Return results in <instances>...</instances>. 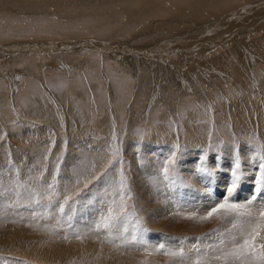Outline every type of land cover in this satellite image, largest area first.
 <instances>
[{
	"label": "rangeland",
	"instance_id": "374dc122",
	"mask_svg": "<svg viewBox=\"0 0 264 264\" xmlns=\"http://www.w3.org/2000/svg\"><path fill=\"white\" fill-rule=\"evenodd\" d=\"M263 34L264 32H261L251 40L255 41L258 38L264 40ZM249 52L253 56L251 49L248 50ZM255 54L258 56L257 51L253 57H250L251 62L255 61L259 65L262 57L259 55L257 58ZM217 55L218 53L215 57ZM193 57V64L187 68L183 65V74L189 71L201 72L196 70L201 66V62L195 55ZM246 57L232 60L233 62L238 60L241 71L246 67L243 65L244 62L249 60L248 56ZM46 62L47 65L51 63ZM9 64L1 66L0 72H3L5 77L8 75L12 77L13 71H20L18 73L20 86L14 92L7 78L0 80V83H6L2 93L6 101V111L3 113L0 110V264H191L189 259L167 255L163 249L160 251L152 249L164 245V249L169 251L183 250L185 253L194 252L195 249L205 251L218 246L222 239L229 238V233L234 230L228 219L213 217L201 220L200 217L206 215L215 204L222 202L227 195L237 159L241 165V179L231 200L246 204L255 196L254 212L258 214L259 209L264 207V189L258 190L256 185L261 157L264 156V128L256 129V126L251 124L253 121L249 120V130L245 127L240 130L237 127L240 124L239 120L227 116L234 106L230 103L232 100L230 97L236 99L235 94L240 90L237 84L228 86L225 84L224 87L215 80L217 91L212 87L204 90V87L213 85L212 81L209 82L204 77L199 80L204 95L200 92L195 100L193 94L187 95L189 102L197 101L199 106L203 104L205 108L207 105V113L213 116L212 120L209 117L211 123L205 125L206 129L203 132L205 135L201 132V129L205 128L204 120L197 113L194 114V106L187 107L190 111L186 109L187 114L180 113L181 115L179 114L176 119L173 112H169L168 106L162 105L158 106L160 109L153 110L155 113L152 112L157 117L162 116V122H166L170 117L169 123L165 125L166 129L163 130L170 131L151 134L147 130V135L140 136L134 131L138 126L132 127L133 131L128 126L131 127V119H134L132 114L156 119L153 113L149 112V108L147 110L150 114L145 110L149 103L143 107V100L138 102L139 105L132 101L119 111L122 112L119 114L121 117L118 113L114 117L112 113L115 112V108L110 100L113 95L109 93L107 108L112 110L110 109L108 114L114 119L116 128L114 133L105 138L91 130L82 132L77 126L71 127L70 131L67 126L64 130L62 127L65 126L64 123L67 125L69 114L59 106L57 97L51 96L50 89L48 92L44 89L33 93L26 92L21 88L22 83L38 80L25 75L26 65ZM233 64L224 67L225 69L221 67L222 64H218L219 68L215 67L208 71L212 74L224 73L226 76L229 75L226 72L233 67ZM258 65L254 69L260 74L259 70L261 72L264 70L261 63V68L260 65L258 68ZM42 72L41 70V76ZM46 72L47 75L59 74L55 71L54 74H49L48 70ZM65 74L66 77L70 75ZM175 75V71L170 70L161 81L171 80L176 77ZM224 75H221L220 81H223ZM251 77L248 81L254 79L252 82L256 85H260L263 81L262 78ZM232 79V76L227 77V81ZM176 90V86L170 87L169 90L173 91L170 98L173 97L175 105L179 102V100L175 101ZM230 90H233L231 96L228 95ZM207 91L209 94L205 95ZM15 93H18V96ZM46 96L52 103V106H49L55 107L53 108L55 110H51L60 116H58L59 126L41 117L45 115L42 114L39 102H44ZM15 97H20L18 100L24 101L23 105L26 103L24 107H18ZM131 97L133 98L134 95L131 94ZM92 112L99 117L97 109L93 108ZM3 114L9 115V122L2 120ZM188 115L193 116L189 118ZM163 116L168 117L162 120ZM182 116L183 119L186 117V125L182 121ZM197 118L202 119L199 121ZM119 119L121 121L125 119L126 123ZM263 120L259 116L261 123ZM189 121L193 122L192 125H189ZM170 122L174 123L173 126ZM196 123L200 124L197 126ZM191 126L199 129L200 135L192 134ZM173 154L175 155L173 168L176 175L165 180L163 167ZM201 161L213 172L211 177L197 171ZM122 198L123 203L126 204L123 211ZM61 207L64 209L63 212L60 211ZM110 213L118 216L113 222L111 232L102 226V217H107ZM189 216L195 218L189 219ZM97 225H101L100 231H95ZM125 228L127 232H124ZM121 233L129 240L132 235L137 239L125 243L117 239ZM36 245L39 248L34 250ZM72 245L78 250V255L75 254L74 257L63 259L57 254L58 257H53L56 262H51L42 256L43 250L49 249L50 246L55 247L57 252H62Z\"/></svg>",
	"mask_w": 264,
	"mask_h": 264
},
{
	"label": "bare ground",
	"instance_id": "6f19581e",
	"mask_svg": "<svg viewBox=\"0 0 264 264\" xmlns=\"http://www.w3.org/2000/svg\"><path fill=\"white\" fill-rule=\"evenodd\" d=\"M261 32H264V0H0V68L8 63L18 66L26 65L24 66L26 67L25 75H30L38 81L31 83L28 80L24 84L22 83L21 88H24L28 93L38 92L37 90L40 89L48 92L50 89L51 96H56L60 103L59 106L69 114L67 125L64 123L65 126L62 127L64 130L67 126L69 131L72 129L71 127L77 126L81 128L82 132L91 130L105 138L114 133L116 124L108 114L111 108L109 110L107 108V98L109 99L110 93L113 95L110 100L115 108V112L112 113L114 117L117 116V113L118 115L122 113L119 111L132 101L137 104L143 100V107L149 103L148 107L145 106L147 113L157 108L160 109L162 105L168 106L167 108L170 110L168 111H172L176 119L180 113H185L187 107L194 106V114L197 113L204 120L205 128L201 129L203 133L207 124L211 123L209 117L212 120L213 116L207 113V105L205 108L203 104L199 106L197 101L189 102L187 95L193 94L195 100L200 92L204 95V90H208L210 87L216 88L217 91L215 80L219 81L220 86L225 87V84L239 86L240 90L238 94H235L236 99L230 97L232 98L230 103L234 106L227 116L236 121L239 120L240 124L238 123L237 127L240 130L244 127L249 128V120L253 121L251 124L257 129L264 128V120L262 123L259 121V116L264 119V72L259 70V74L254 69L258 63L251 62L252 55L250 52L249 55L248 50L251 49L254 53L257 51L258 56L262 57V62L259 61V65L261 63L262 70H264V40H259V38H253L255 41L251 40ZM217 53L218 55L215 57ZM194 55L201 62V66L196 70H201V72L189 71L183 74V65L187 68L193 64ZM35 56H42V59L34 58ZM228 56L229 58H227ZM246 56L249 60L244 62L243 65L246 67L241 71L238 60H234V62L232 60L247 58ZM39 61L42 63L38 64ZM46 61L51 63L47 65ZM232 63H234L233 67L226 72L229 75L225 76L224 73L214 72L212 74L208 71L217 67L218 64H222L221 67L225 69L224 67L227 68ZM41 70L43 71L42 76L40 75ZM46 70L50 72L49 74H54L53 71L59 74L47 75ZM170 70L175 71L176 77L166 80V82L161 81L165 78L164 75L169 74ZM16 71H13L11 76H14L12 77L9 75L5 77V74L0 72V80L7 78L14 92L20 86L18 74L20 71ZM16 73L17 75H15ZM65 73L70 75L66 77ZM222 74L224 75L223 81H220ZM230 76L233 77L232 81H227V77ZM251 76L255 79L256 77L262 78L263 81L261 80L262 82H259L258 86L252 82L254 79L248 81ZM204 77L209 82L212 81L213 85H208L202 90L199 80ZM22 78L24 77L22 76ZM133 79L136 80L135 83ZM174 86L177 87L174 94L175 101L179 100L176 105V102L174 103L172 100L173 97L170 98L173 91H169L170 87ZM5 88L6 83H0V110L3 113L6 111V101L2 94ZM252 92L255 94H251ZM232 93L233 90L228 91L229 96ZM131 94L134 95L133 98ZM207 94L209 91L205 93V95ZM15 95L18 96V93ZM18 98L20 99V97H15L18 107H24L26 103L23 105L24 101L22 102ZM45 99H43L44 102L41 100L39 102L42 114L45 115L40 116L59 126V115L51 110L55 107H50L52 103L47 96ZM93 108L98 110L101 118L96 117L92 112ZM147 108L150 109L149 112ZM154 113L155 120L153 117V119L143 117V114L142 117L141 114L138 116L132 114L134 119H131V127H128L133 131L132 127L138 126L134 131L138 132L140 136L146 134L147 130L151 134L152 132L157 134L169 132L170 130H165L166 132L163 130L169 123L170 117L166 116V118L168 117L166 119L163 116L162 120L165 118L166 122H162V116L157 117ZM8 116L3 114L1 118L5 122H9ZM181 118L185 123L186 117L185 119L183 116ZM200 119L199 121H201ZM215 119L217 120V118ZM219 120L221 119L219 118ZM119 121L121 120L119 119ZM123 121L126 123L125 119ZM223 122L225 121L223 120ZM200 123H196L197 126ZM171 124L172 122H170ZM200 125L202 126V123ZM171 126L169 127L171 128ZM14 130L13 128V132H15ZM190 130L195 135L200 132L199 129L192 126ZM203 135L205 134L203 133ZM38 248L36 245L34 250ZM77 253L75 245H72L71 248L66 247L62 252H57L55 247L50 246L49 249L43 250L42 256L51 262H56L53 257L61 255L63 259H66L74 257Z\"/></svg>",
	"mask_w": 264,
	"mask_h": 264
},
{
	"label": "snow or ice",
	"instance_id": "6c2138e0",
	"mask_svg": "<svg viewBox=\"0 0 264 264\" xmlns=\"http://www.w3.org/2000/svg\"><path fill=\"white\" fill-rule=\"evenodd\" d=\"M261 161L259 175L256 179L258 190L264 189V156L261 157ZM174 164L175 155L173 154L163 167L165 180H169L176 175L173 168ZM240 167V161L237 159L232 171L231 184L227 188V195L222 202L215 204L207 211L206 215L200 217L201 220H208L213 217L228 219L232 223L234 231L229 233L227 240L222 239L218 246L205 251L200 249H195L194 252L190 253H185L183 250L169 251L164 249V245L152 250L160 251L163 249L165 254L180 257L181 259H189L191 264H264V207L259 209L258 214L254 212L253 201L255 196L246 204L235 203L231 200L240 183ZM197 171L209 177L213 175V172L204 166L203 161H201V166L197 168ZM65 203H67V200H65ZM124 208H126V204L123 203L122 198L121 210L123 211ZM60 211H64L63 207L60 208ZM188 218L194 219L195 217L189 216ZM117 219L118 216L111 213L107 217H102L103 228L111 232L113 222ZM100 228L101 225H97L95 231H100ZM124 232H127V228L124 229ZM117 239L130 243L131 241H136L137 238L132 235L131 240H129L121 233Z\"/></svg>",
	"mask_w": 264,
	"mask_h": 264
}]
</instances>
